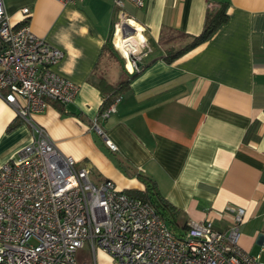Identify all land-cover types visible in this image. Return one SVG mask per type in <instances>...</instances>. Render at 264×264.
Returning <instances> with one entry per match:
<instances>
[{
    "label": "crops",
    "instance_id": "1",
    "mask_svg": "<svg viewBox=\"0 0 264 264\" xmlns=\"http://www.w3.org/2000/svg\"><path fill=\"white\" fill-rule=\"evenodd\" d=\"M221 2L227 3V20L201 44L166 60L171 48L200 33L207 11ZM2 3L15 25L23 20L21 8L29 7L26 21L32 32L63 51L53 70L79 91L73 102L48 100L45 110L27 119L0 98V165L30 141L32 125L39 126L62 153L74 158L75 167L90 168L94 182L111 179L121 190L142 189L137 175L153 178L178 209L179 223L210 218L214 228L226 230L233 219L229 207L243 208L239 243L250 254L260 252L264 0L126 3V14L142 28L147 50L141 71L125 82L116 110L106 118L98 115L110 90L100 81L116 85L130 75L109 40L119 17L112 1ZM97 117L115 150L93 130ZM95 262L115 264L99 249Z\"/></svg>",
    "mask_w": 264,
    "mask_h": 264
},
{
    "label": "built area",
    "instance_id": "2",
    "mask_svg": "<svg viewBox=\"0 0 264 264\" xmlns=\"http://www.w3.org/2000/svg\"><path fill=\"white\" fill-rule=\"evenodd\" d=\"M111 1L125 17L126 3L141 7L144 0ZM29 11L22 7L23 20L15 25L0 0V98L25 119L45 110L48 100L73 102L79 91L53 70L63 51L32 32L26 21ZM129 18L121 22L123 35L134 32L124 28ZM146 44L145 39L140 47ZM133 54H122L129 74L140 68ZM119 99L98 117L113 113ZM98 117L93 130L115 150ZM229 209L233 219L226 230L205 218L188 221L176 235L147 201L126 194L111 179L94 182L89 167H75L73 157L62 153L43 128L32 125L30 141L0 165V264H96V249L115 264H264V233L260 252L250 254L239 243L245 211ZM86 243L93 261L78 259Z\"/></svg>",
    "mask_w": 264,
    "mask_h": 264
},
{
    "label": "trees",
    "instance_id": "3",
    "mask_svg": "<svg viewBox=\"0 0 264 264\" xmlns=\"http://www.w3.org/2000/svg\"><path fill=\"white\" fill-rule=\"evenodd\" d=\"M226 6V2H221L216 8L209 9L206 13L200 33L197 35H190V40L184 45L177 48H171V50L165 55L166 60L172 61L184 52L207 40L213 34V32L227 20ZM141 69L142 66H140L138 70H135L133 73H131L127 79L121 80L116 85H111L106 81H100L101 83H104V86L110 90V92H108L109 94L105 96L100 112L106 109L116 97L121 95V90L124 88L123 85L125 82L130 81V79L138 74ZM137 178L143 185L142 189H123L122 191L128 195L147 201L153 207L155 212L163 219L168 228L176 235H180L183 230L186 229L187 223L178 222V209L161 194L157 183L153 178L144 174H138Z\"/></svg>",
    "mask_w": 264,
    "mask_h": 264
},
{
    "label": "bare ground",
    "instance_id": "4",
    "mask_svg": "<svg viewBox=\"0 0 264 264\" xmlns=\"http://www.w3.org/2000/svg\"><path fill=\"white\" fill-rule=\"evenodd\" d=\"M125 23V22H124ZM132 27L134 29L133 33H128L126 35L121 34V26H117L116 34L117 41L115 46L122 52L124 56L133 54L132 52L139 50V47L142 45L145 40L142 28L138 26L133 18L126 20L125 29ZM137 27L138 28L137 30ZM127 68L132 69V64L130 61L127 62Z\"/></svg>",
    "mask_w": 264,
    "mask_h": 264
},
{
    "label": "rangeland",
    "instance_id": "5",
    "mask_svg": "<svg viewBox=\"0 0 264 264\" xmlns=\"http://www.w3.org/2000/svg\"><path fill=\"white\" fill-rule=\"evenodd\" d=\"M117 13H119V10H117ZM126 17H129V16L126 15L125 17H122V15L119 13L118 20L116 21V23H114L112 25V29H111V33H110V38H109V40L112 43V46L114 47V49L116 50V52L118 53V55L121 57V59L123 61V64L126 62V59L123 57L122 52H120V50L118 48H116L115 43H116V41L118 39L117 38V34H116V28H117L118 25L121 26V22L124 21V18H126ZM130 33H133V32H130ZM121 34H122V31H121ZM146 50H147L146 49V46L139 47V50H137L139 52L138 53H135L137 51L132 52V53H135V54L132 55V57H134V59H136V60H138V61L141 62V59H139V56L142 55V53L145 52ZM78 258H83L84 260H91V261H93V255H92L91 251H89L87 249V243L85 244L84 248H82L80 250V252H78Z\"/></svg>",
    "mask_w": 264,
    "mask_h": 264
},
{
    "label": "water",
    "instance_id": "6",
    "mask_svg": "<svg viewBox=\"0 0 264 264\" xmlns=\"http://www.w3.org/2000/svg\"><path fill=\"white\" fill-rule=\"evenodd\" d=\"M125 26H126V24H125ZM133 30V29H132ZM124 34H125V31L123 32Z\"/></svg>",
    "mask_w": 264,
    "mask_h": 264
}]
</instances>
